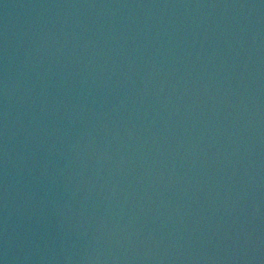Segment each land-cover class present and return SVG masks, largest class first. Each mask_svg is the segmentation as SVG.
Segmentation results:
<instances>
[{"label":"water","instance_id":"obj_1","mask_svg":"<svg viewBox=\"0 0 264 264\" xmlns=\"http://www.w3.org/2000/svg\"><path fill=\"white\" fill-rule=\"evenodd\" d=\"M223 264H264V1L232 184Z\"/></svg>","mask_w":264,"mask_h":264}]
</instances>
